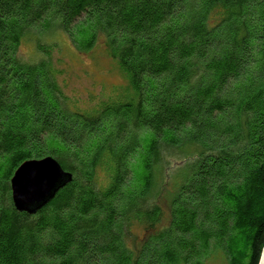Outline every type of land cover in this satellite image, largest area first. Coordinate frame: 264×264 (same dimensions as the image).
I'll use <instances>...</instances> for the list:
<instances>
[{"label": "trees", "instance_id": "1", "mask_svg": "<svg viewBox=\"0 0 264 264\" xmlns=\"http://www.w3.org/2000/svg\"><path fill=\"white\" fill-rule=\"evenodd\" d=\"M58 32L81 52L103 41L121 98L76 108L45 41ZM48 156L72 183L20 212L15 171ZM134 224L145 235L130 245ZM217 252L228 264L264 253V0H0V264Z\"/></svg>", "mask_w": 264, "mask_h": 264}, {"label": "rangeland", "instance_id": "2", "mask_svg": "<svg viewBox=\"0 0 264 264\" xmlns=\"http://www.w3.org/2000/svg\"><path fill=\"white\" fill-rule=\"evenodd\" d=\"M48 42L57 43L52 61L59 71V81L66 95L79 99L77 109L100 107L105 100L117 101L123 91L116 92L113 88L124 86L126 80L119 72L116 64L108 56L106 46L99 42L90 52L77 51L67 35L61 32L48 38ZM20 52L27 60H36L40 57L36 41L23 39ZM92 98V99H91ZM170 189V185L166 187ZM164 192V191H163ZM144 227L134 224L129 229V244L140 243L144 238ZM205 264H228L221 252L212 254Z\"/></svg>", "mask_w": 264, "mask_h": 264}, {"label": "water", "instance_id": "3", "mask_svg": "<svg viewBox=\"0 0 264 264\" xmlns=\"http://www.w3.org/2000/svg\"><path fill=\"white\" fill-rule=\"evenodd\" d=\"M72 180L73 175L51 156L25 161L11 180L14 206L20 212L36 214Z\"/></svg>", "mask_w": 264, "mask_h": 264}, {"label": "bare ground", "instance_id": "4", "mask_svg": "<svg viewBox=\"0 0 264 264\" xmlns=\"http://www.w3.org/2000/svg\"><path fill=\"white\" fill-rule=\"evenodd\" d=\"M262 257H263V259H262V262H263V260H264V253H263V256ZM262 262H261V264H262Z\"/></svg>", "mask_w": 264, "mask_h": 264}]
</instances>
